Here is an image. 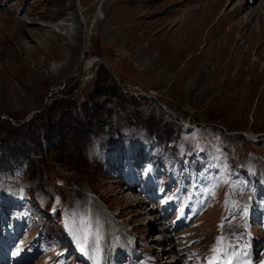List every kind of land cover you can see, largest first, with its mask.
<instances>
[{
	"label": "rangeland",
	"instance_id": "1",
	"mask_svg": "<svg viewBox=\"0 0 264 264\" xmlns=\"http://www.w3.org/2000/svg\"><path fill=\"white\" fill-rule=\"evenodd\" d=\"M227 2L0 0L1 156L32 157L0 179V248L51 264L69 240L47 209L81 207L109 229L150 231L143 244L162 226L178 234L168 254L151 241L159 264H225L222 222L245 249L238 263L263 259L264 15L240 26ZM89 128L82 148L48 151L59 129ZM157 206L167 226L152 221ZM76 254L53 264H84Z\"/></svg>",
	"mask_w": 264,
	"mask_h": 264
},
{
	"label": "bare ground",
	"instance_id": "2",
	"mask_svg": "<svg viewBox=\"0 0 264 264\" xmlns=\"http://www.w3.org/2000/svg\"><path fill=\"white\" fill-rule=\"evenodd\" d=\"M252 5H253V8L251 9L250 6H252ZM249 7H250V10L251 11H247V10H249L248 9ZM227 15L231 16L232 19H235V18L240 19L242 17V19L240 20L241 21L240 26L245 27V25L248 22H253L254 23L256 20L259 21L260 17L261 18L263 17V15H264V0H228L226 6L222 9V16H227ZM61 20H58L57 22H59ZM65 21H66V23L64 24V25H66L65 27L66 28L68 26L70 27L71 26L70 19H65ZM61 25H63V24H61ZM141 202L142 203L139 205V207L143 204V201H141ZM133 207H136V206H133ZM96 208H98V206H96ZM150 209L151 208H148V207L145 209V214L146 215H148V214L151 213V210ZM255 214L256 213L252 212L251 214L247 215L248 216V219H249L247 222L249 224H250V221L252 219H255L256 218V215ZM127 221H130V219H127ZM152 221L155 224L156 223H158V224L164 223L165 226H167V224H166V222H165L164 219L159 220V219L153 218ZM145 225L147 226V224H145ZM222 225L225 228L224 230H227L228 231L227 232V235H226V239L228 240V242H227V248L230 249V250H232L233 253H234V256L238 260H240V262H242L245 259V249L243 250L244 251L243 255H240V253H237L236 252V248H234V246L232 245V241H231L232 234H229V232L232 231V230L229 229L227 226H225L224 222H222ZM113 227H117V229H118V223H116L115 225H113ZM163 228H164V226L158 228L159 229V232H161L160 236H157L155 238H152L153 240L150 239L148 243H144L143 244V247H144V250L146 252V255L150 257V264H157L158 262L160 263L161 258H162V256L160 254L154 253L155 248L152 246V244H150L151 241L153 243H155V244H158L159 246L162 245L160 247V250H161L162 253H165V254H168L169 252L174 251L175 248H176L175 240H176L178 234L172 233L169 229H168V232L169 233H166L165 230L163 231ZM155 229H152V230H155ZM107 230H108V225H107V223H105L103 225V231H104V233H106ZM135 230H137V229L135 228ZM149 232L148 231H145L144 234H140V236H138V238L140 240L145 239V237L148 236V233ZM172 236L174 237V239L172 238ZM263 237H264V234H262V236L259 239L260 241L258 243V245H259L258 248H256V250H254V253L256 255H258V256L263 257V259H260L259 257H257V259L254 258V260H252L250 262V264H254V263L257 264L261 260H263V263H264V240H263ZM171 238H172V241H171ZM165 247H167V250L166 251H164V248ZM71 249L72 248H70V250ZM191 253H192V250L190 248L187 252L184 253L185 258L183 259V261H185L187 259V256L189 254H191ZM179 254H181V253H179ZM114 258L116 259V264H124L122 262V257L116 258V256H114ZM177 259H179V258L178 257L172 258V256H171V260H167V263H170L171 262L170 264H178V260ZM164 263H162V264H164ZM136 264H141V262L140 261H137Z\"/></svg>",
	"mask_w": 264,
	"mask_h": 264
},
{
	"label": "trees",
	"instance_id": "3",
	"mask_svg": "<svg viewBox=\"0 0 264 264\" xmlns=\"http://www.w3.org/2000/svg\"><path fill=\"white\" fill-rule=\"evenodd\" d=\"M111 88L117 89L116 86H111ZM114 92H115V90H114ZM80 109H81V113H79V114H85L87 112L85 110L86 107H83ZM94 112L96 114V111H94ZM106 113H107V111H106ZM100 121L101 120L99 119L97 121V123L99 124ZM97 129H95L91 132V130L89 128L83 134L82 133L78 134L76 132V135L78 137H75V138H73V135H71L72 132L66 133L64 129H59L58 132L60 135L57 137L56 141L52 142L50 140H47L46 145H47V148H49L48 151L51 152L52 154H56V156L59 157L62 155V153L66 152V151L73 152L72 150H69L67 148L72 149L75 144H80V145L82 144L81 145V148H82L83 146H85L87 144V142H88L87 138L90 136H93L97 132ZM61 130H64V132ZM73 134H74V132H73ZM41 138H42V136H41ZM44 146H45V143H44ZM37 147H38V149H40L41 144L40 145L37 144ZM1 151H3V149L0 150V179H2L7 172H10L11 170H14L16 168L19 169V172H20V170L23 171V166L30 163L32 160V157L30 159V150L26 151L25 154L13 156L12 160L8 157V153H5L3 156H1Z\"/></svg>",
	"mask_w": 264,
	"mask_h": 264
},
{
	"label": "water",
	"instance_id": "4",
	"mask_svg": "<svg viewBox=\"0 0 264 264\" xmlns=\"http://www.w3.org/2000/svg\"><path fill=\"white\" fill-rule=\"evenodd\" d=\"M115 77V76H114ZM119 85V84H118ZM120 86V85H119ZM41 109V108H40ZM39 109V110H40ZM39 110H33V111H30L29 113H28V115L27 116H25L23 119H21L20 121H23V120H28L35 112H37V111H39Z\"/></svg>",
	"mask_w": 264,
	"mask_h": 264
}]
</instances>
